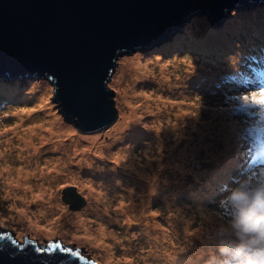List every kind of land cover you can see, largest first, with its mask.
<instances>
[{"label": "rangeland", "instance_id": "rangeland-1", "mask_svg": "<svg viewBox=\"0 0 264 264\" xmlns=\"http://www.w3.org/2000/svg\"><path fill=\"white\" fill-rule=\"evenodd\" d=\"M258 8H237L221 26L195 14L171 41L120 57L109 85L118 120L100 133L68 123L44 79H26L18 98L2 85L0 230L97 264H244L255 246L237 236L230 193L264 186V105L252 100L264 90ZM19 172L30 175L19 182ZM68 187L86 200L81 210L63 202ZM25 211L39 225L21 221Z\"/></svg>", "mask_w": 264, "mask_h": 264}, {"label": "water", "instance_id": "water-1", "mask_svg": "<svg viewBox=\"0 0 264 264\" xmlns=\"http://www.w3.org/2000/svg\"><path fill=\"white\" fill-rule=\"evenodd\" d=\"M252 6L264 0H0V78L48 81L64 119L80 133H100L118 120L109 85L120 57L171 41L195 14L221 26ZM62 199L74 211L86 205L75 187ZM251 223L260 226V218ZM49 243L0 230V264H97L81 250L41 251Z\"/></svg>", "mask_w": 264, "mask_h": 264}, {"label": "clouds", "instance_id": "clouds-1", "mask_svg": "<svg viewBox=\"0 0 264 264\" xmlns=\"http://www.w3.org/2000/svg\"><path fill=\"white\" fill-rule=\"evenodd\" d=\"M246 184V182H244ZM231 201L237 206V215L233 227L237 230L238 238L247 237L250 244L255 246L252 256L244 261V264H264V229H249L245 226V217L252 213L259 216L264 221V186H259L249 195L240 190L237 186L230 193ZM223 249L221 252L223 253ZM244 251V247L237 245L236 256L239 257Z\"/></svg>", "mask_w": 264, "mask_h": 264}, {"label": "bare ground", "instance_id": "bare-ground-1", "mask_svg": "<svg viewBox=\"0 0 264 264\" xmlns=\"http://www.w3.org/2000/svg\"><path fill=\"white\" fill-rule=\"evenodd\" d=\"M206 32H208V31H206ZM216 35V34H215ZM226 35V33L225 34H223L221 37L219 36V39L221 38V39H223V37ZM205 36H206V34H205ZM210 37V36H209ZM217 37V36H216ZM213 38H215V37H213ZM212 38V39H213ZM220 39V40H221ZM215 40V39H214ZM216 41V40H215ZM216 43H217V41H216ZM38 89V88H37ZM35 90H36V88H35ZM40 91V90H39ZM11 93H13V91L11 92ZM38 94H40V92H38ZM27 96H29V94L27 95ZM35 96V95H34ZM31 97V96H30ZM28 98V97H27ZM33 97H31V99H32ZM35 99V98H34ZM125 100H127V98H124ZM26 101H29V100H26ZM124 124V123H123ZM42 126V125H41ZM124 126V125H123ZM39 127L38 128H35V129H32L31 130V132H30V134H27L25 137L26 138H30V139H32V140H34V137H35V139L37 138V137H39ZM73 133V132H72ZM25 139V138H24ZM26 140V139H25ZM27 141V140H26ZM24 142V141H23ZM25 146L28 148V150H30V151H36V145L35 146H30V143H28V142H25ZM21 172H19L18 173V181L20 182V181H22V179H23V177L24 176H26V175H30V174H27L26 173V175H21ZM22 178V179H21ZM21 179V180H20ZM23 184H28L29 183V181L28 180H26V182H22ZM13 191H14V189H13ZM22 204L26 207V209L28 210V208H27V206H28V202H26L25 200L24 201H22ZM51 204V203H50ZM55 205H57V207H60V204L59 203H56ZM45 206V203L43 204V206L42 207H40V209H42L43 207ZM39 209V210H40ZM40 213H43V212H41V210L39 211ZM29 212H19L18 213V216H19V219L21 220V221H27L28 222V224H31V225H33V226H36V224L37 225H39L38 223V221H34V220H32L30 217H29ZM47 220L46 221H49V215H46L45 213H43L42 214ZM46 215V216H45ZM76 221L79 223V224H81V223H83L82 221H79L78 219H76ZM89 229H87V228H85V232H87ZM110 235H112V233H106L105 231H104V229H100L99 230V234L97 235V236H100V237H98V238H101L102 236H107V237H109ZM86 236H88V237H92L93 235L92 234H86ZM96 236V237H97ZM90 242V244H92L94 241H96L95 239L92 241V240H89Z\"/></svg>", "mask_w": 264, "mask_h": 264}, {"label": "snow or ice", "instance_id": "snow-or-ice-1", "mask_svg": "<svg viewBox=\"0 0 264 264\" xmlns=\"http://www.w3.org/2000/svg\"><path fill=\"white\" fill-rule=\"evenodd\" d=\"M245 100H248V96L245 97ZM252 100L257 102L260 105H264V90H262L258 95L256 92L252 93ZM253 214L249 213L246 217H245V223L250 225L251 227H256V223H251L253 220ZM9 240H11V243L13 245H15L17 243V241L11 237V235H8L7 237ZM56 249H59L62 253L64 254H74V255H79L80 250L76 249H69V248H65L63 247L61 244L57 243V242H53V243H49L47 249H41V251H54Z\"/></svg>", "mask_w": 264, "mask_h": 264}, {"label": "trees", "instance_id": "trees-1", "mask_svg": "<svg viewBox=\"0 0 264 264\" xmlns=\"http://www.w3.org/2000/svg\"><path fill=\"white\" fill-rule=\"evenodd\" d=\"M258 11H262V13H263V11H264V9L262 10H259V8H258ZM33 79H28V81L27 82H31ZM24 82H25V84L27 83L26 82V80H18V81H16V82H13V81H6L4 78L3 79H0V87H2V85H4V86H7L8 88H10V89H12V90H9V89H7L6 91L8 92V94H10L12 91H13V94H14V96L16 97V98H18L19 96H20V86L23 84V86L25 85L24 84ZM22 86V87H23ZM19 102H20V100H19ZM69 123V122H68Z\"/></svg>", "mask_w": 264, "mask_h": 264}]
</instances>
